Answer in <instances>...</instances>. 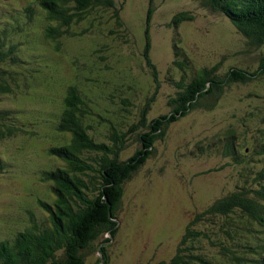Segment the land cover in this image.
Returning <instances> with one entry per match:
<instances>
[{"label": "rangeland", "instance_id": "obj_1", "mask_svg": "<svg viewBox=\"0 0 264 264\" xmlns=\"http://www.w3.org/2000/svg\"><path fill=\"white\" fill-rule=\"evenodd\" d=\"M31 1L0 0V20L1 14L11 11L19 14V22H28L23 30L11 35L23 44L34 37L20 51L27 56L24 66L28 71L21 72L27 76H19L18 91L0 101V107L17 111V126L26 130L0 140V157L13 164L12 170L7 169L0 176V186L4 187L0 189V217L9 215L0 218V240L22 232L31 225V217L45 214L40 202L48 201L51 194L39 175L42 170L53 169L57 162L48 149L62 140L53 128L64 106L68 85L77 83L94 110L112 123H140L139 118L146 123L171 110L168 102L177 91L175 81L180 72L185 70L191 76L186 66L176 64L174 42L185 49L193 65L208 66L221 61L220 72L236 60L256 67L259 56L264 54V47L257 46L261 43L250 47L254 45L250 41L248 45L230 22L200 6L198 0H112L116 6L122 4L116 18L110 8L88 10L84 21L68 27L81 35L60 39L65 57L57 56L51 46H39L48 63L39 62L32 55L38 42L35 31H40L38 12L35 10L27 22L20 15ZM150 7L153 10L147 23V56L155 71L143 57L145 16ZM182 11L192 14L193 19L177 24L178 38L173 34L172 17ZM40 19L46 25L44 18ZM52 27L60 29L56 24ZM34 70L39 73L34 75ZM128 95L133 104L130 115L122 102V97ZM143 107L147 109L142 115ZM262 115L264 83L256 80L226 88L213 109L192 110L171 124L161 140L155 142L154 154L126 183L113 239L100 236L101 250L95 249L97 242L93 241L84 264L166 261L195 216L218 197L242 185L236 168L225 165L216 151L199 157H189L187 153L215 148L227 128L239 135L236 141L243 137L246 145H251L259 136L256 120ZM93 117L90 122L101 138L107 133L106 122L97 123V117ZM130 137L135 138V133H130ZM136 149L137 142L133 140L123 157H129ZM197 222L194 227L199 229ZM208 253L213 263L226 262L218 259L213 250L208 249Z\"/></svg>", "mask_w": 264, "mask_h": 264}, {"label": "trees", "instance_id": "obj_2", "mask_svg": "<svg viewBox=\"0 0 264 264\" xmlns=\"http://www.w3.org/2000/svg\"><path fill=\"white\" fill-rule=\"evenodd\" d=\"M198 2L230 22L247 39V44L250 41L254 45L248 44L250 47H264V0ZM30 4L23 7L20 15L27 22L37 10L40 31H35L38 42L32 55L37 61L47 63L39 46H51L57 56L64 58L60 39L66 41L81 35L69 30V25L84 21L88 10L93 8L113 9L116 18L122 7L112 0H32ZM152 10V7L148 8L145 16L143 57L155 71L147 56L150 50L147 23ZM18 15L11 11L1 14L2 18L7 16L13 20H0V101L18 91L19 76H27V73H21L28 71L24 66L27 56L21 55L20 51L34 37L27 38L23 44L11 35L13 31L23 30L28 23L19 22ZM40 16L46 25L40 22ZM192 19L193 15L187 11L172 17L174 37L179 38L175 31L177 24ZM54 24L60 29L52 27ZM172 51L178 57L176 64L186 66L191 76L185 70L180 72L175 81L177 91L168 102L171 110L146 123L144 118H139L140 123L125 120L112 123L94 110L88 95L77 83L67 86L64 106L53 128L62 140L48 149L57 162L53 169L42 170L39 175L51 194L48 201L40 202L45 214L31 217V225L22 232L0 240V264H84L93 241L97 242L95 249L101 250L100 236L113 239L125 185L154 154L155 142L161 140L167 128L192 110L213 109L226 88L256 80L264 83V54L259 56L256 67L236 60L233 65L223 66L224 70L220 72L221 61L208 66L193 65L182 46L174 42ZM122 98L127 108L125 112L130 115L133 106L130 96ZM146 109L143 107L142 115ZM14 111L17 112L0 107V140L19 130L26 132L17 126ZM93 116L97 117V123L106 122L107 133L101 138L90 122ZM256 121L260 125L259 136L249 146L243 137L236 141L239 135L227 128L213 150L203 148L187 153L189 157H199L216 151L227 163L225 165L236 168L242 185L218 197L196 215L170 257L157 264H216L208 249L213 250L218 259L226 260L219 264H264V115ZM141 129L144 131L140 132ZM130 133H135V138L130 137ZM133 140L137 142V149L124 158L123 152ZM5 165L0 161V169ZM7 217L9 215L0 218ZM195 222L199 223V229L194 227Z\"/></svg>", "mask_w": 264, "mask_h": 264}]
</instances>
